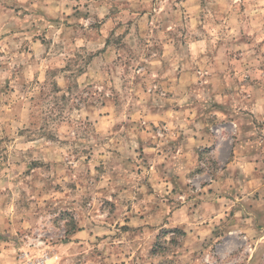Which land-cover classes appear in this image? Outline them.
<instances>
[{
	"label": "rangeland",
	"instance_id": "rangeland-1",
	"mask_svg": "<svg viewBox=\"0 0 264 264\" xmlns=\"http://www.w3.org/2000/svg\"><path fill=\"white\" fill-rule=\"evenodd\" d=\"M42 260L264 264V0H0V264Z\"/></svg>",
	"mask_w": 264,
	"mask_h": 264
},
{
	"label": "built area",
	"instance_id": "built-area-1",
	"mask_svg": "<svg viewBox=\"0 0 264 264\" xmlns=\"http://www.w3.org/2000/svg\"><path fill=\"white\" fill-rule=\"evenodd\" d=\"M41 264H45L44 260L40 261Z\"/></svg>",
	"mask_w": 264,
	"mask_h": 264
},
{
	"label": "crops",
	"instance_id": "crops-1",
	"mask_svg": "<svg viewBox=\"0 0 264 264\" xmlns=\"http://www.w3.org/2000/svg\"><path fill=\"white\" fill-rule=\"evenodd\" d=\"M78 237H79V235H78Z\"/></svg>",
	"mask_w": 264,
	"mask_h": 264
}]
</instances>
